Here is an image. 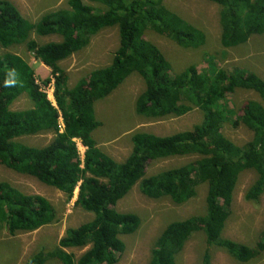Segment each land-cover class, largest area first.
Returning <instances> with one entry per match:
<instances>
[{
  "label": "trees",
  "instance_id": "trees-1",
  "mask_svg": "<svg viewBox=\"0 0 264 264\" xmlns=\"http://www.w3.org/2000/svg\"><path fill=\"white\" fill-rule=\"evenodd\" d=\"M67 0V9L49 12L32 24L16 7L0 0V48L23 46L35 61L49 70L55 106L40 92L34 71L19 56L0 55V166L53 188L70 201L77 190L74 208L93 218L65 232L53 251L40 250L24 264H116L125 250L121 237L135 234L140 220L119 213L115 207L137 186L146 199H170L182 206L195 199L197 187L206 186L205 213L170 223L155 240L149 264H176V257L196 234L204 235L200 264H211L210 251L226 254L240 264L264 253V229L254 248L222 236L231 215L233 193L239 176L252 171L254 182L244 200L257 203L264 195V81L237 68L214 70L210 64L197 70L189 66L179 74L161 52L145 39L147 32L162 36L176 46L197 50L205 35L193 28L163 0ZM219 7V44L223 49L245 45L254 36H264V0H203ZM117 28L119 46L110 64L90 72L73 87L60 63L85 49L90 40L106 29ZM55 36L60 41L38 45L31 39ZM136 74L144 91L136 98L134 112L146 120L181 118L193 110L203 114L191 130L167 137L135 132L131 151L117 163L97 148L92 134L101 126L94 104L104 101L125 80ZM255 93L260 101H248L237 114L227 108L234 90ZM25 96L31 109L12 111ZM234 118L231 121V118ZM63 129L59 130L58 120ZM243 126L252 139L238 147L222 134L225 124ZM52 134L45 147L31 148L17 139ZM74 141L85 152L80 157ZM174 157H192L193 162L146 172L153 162ZM56 221L55 209L42 197L28 196L0 182V230L10 235L32 233ZM87 251L75 262L65 250Z\"/></svg>",
  "mask_w": 264,
  "mask_h": 264
},
{
  "label": "rangeland",
  "instance_id": "rangeland-1",
  "mask_svg": "<svg viewBox=\"0 0 264 264\" xmlns=\"http://www.w3.org/2000/svg\"><path fill=\"white\" fill-rule=\"evenodd\" d=\"M13 4L21 15L32 24L49 13L67 9V0H6ZM84 4L90 5L86 0ZM164 6L174 12L193 28L203 32L205 44L197 50H187L176 46L170 40L152 32L145 34V39L153 44L171 65L172 72L181 73L189 66H197L203 71L210 64L214 70L230 71L237 68L243 73H252L264 81V36H254L242 46L233 49H223L219 44V7L203 0H163ZM31 39L38 45H46L60 41L55 36L36 37ZM119 46L117 28L106 29L90 40L82 51L60 63L67 79V86L73 87L90 72L108 66ZM11 53L21 57L34 71L38 85L49 78V70L35 61L25 47L17 46L7 50L0 48V55ZM207 62V64H206ZM46 69V70H45ZM50 86L53 88V82ZM144 91V82L136 74L130 76L104 101L94 104L95 119L101 126L92 134L97 148L117 163H123L131 151V135L135 132L147 133L157 137H167L176 133L191 130L203 118L199 110H193L181 118H165L161 120H146L136 116L134 103ZM49 100L54 102L49 94ZM248 101H260L258 96L246 90H234L227 98V108L236 116L238 111ZM55 105V104H54ZM33 104L27 97L21 96L11 106L12 111L31 109ZM235 116L230 120L233 121ZM225 124L222 134L238 147L244 146L252 139V134L243 126ZM52 134H41L33 137L17 139V142L31 147L42 148L51 142ZM79 154L85 150L75 141ZM192 157H174L164 161L153 162L146 174L154 176L164 170L181 167L193 162ZM256 174L252 171L242 173L233 193L231 215L225 223L222 234L224 238L236 243L254 248L260 233L264 229V195L257 203L244 200V195L254 182ZM0 182L8 183L24 195L39 196L47 200L55 209L56 221L32 233L10 235L6 230H0V264H24L34 253L44 250L53 251L58 241L69 229H74L88 221L93 216L79 208H74L77 190L72 199L66 202L63 194L51 187L43 185L33 178L15 174L0 166ZM206 186L197 187V196L185 205L175 206L170 199L151 201L144 198L135 186L126 197L117 203L115 209L119 213L134 214L140 220L138 231L121 237L125 250L116 264H149L150 254L155 240L172 222L182 221L205 213ZM204 235L199 232L184 246L176 257V264H200L204 248ZM87 248L65 250L76 262ZM211 264H240L222 252L210 251ZM46 264H60L58 261H48ZM248 264H264V253Z\"/></svg>",
  "mask_w": 264,
  "mask_h": 264
},
{
  "label": "built area",
  "instance_id": "built-area-1",
  "mask_svg": "<svg viewBox=\"0 0 264 264\" xmlns=\"http://www.w3.org/2000/svg\"><path fill=\"white\" fill-rule=\"evenodd\" d=\"M36 84L38 85V83L36 82ZM39 86V90L41 93L45 94L47 96V99L49 100V94H51V97L53 96V88L48 85L47 87H43L42 85H38ZM50 101V100H49ZM51 102V101H50ZM54 105V102H51ZM55 106V105H54ZM58 125H59V130L60 132H62L63 129V124H62V120L59 118L58 120ZM75 142V141H74ZM79 142V141H78ZM80 143V142H79ZM81 145V144H80ZM82 146V145H81ZM83 148V147H82ZM85 150V148L83 149ZM79 153V152H78ZM80 157L83 158V153L81 155L80 153Z\"/></svg>",
  "mask_w": 264,
  "mask_h": 264
},
{
  "label": "crops",
  "instance_id": "crops-1",
  "mask_svg": "<svg viewBox=\"0 0 264 264\" xmlns=\"http://www.w3.org/2000/svg\"><path fill=\"white\" fill-rule=\"evenodd\" d=\"M17 9V8H16ZM43 67V66H42ZM45 68V67H44ZM46 70V69H45ZM48 70V69H47Z\"/></svg>",
  "mask_w": 264,
  "mask_h": 264
},
{
  "label": "bare ground",
  "instance_id": "bare-ground-1",
  "mask_svg": "<svg viewBox=\"0 0 264 264\" xmlns=\"http://www.w3.org/2000/svg\"><path fill=\"white\" fill-rule=\"evenodd\" d=\"M80 155V154H79Z\"/></svg>",
  "mask_w": 264,
  "mask_h": 264
}]
</instances>
